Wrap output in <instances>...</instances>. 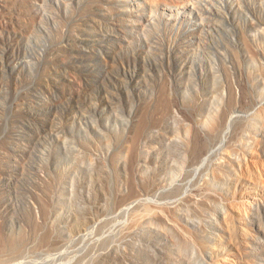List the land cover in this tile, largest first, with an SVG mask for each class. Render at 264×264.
Masks as SVG:
<instances>
[{"label":"rangeland","instance_id":"1","mask_svg":"<svg viewBox=\"0 0 264 264\" xmlns=\"http://www.w3.org/2000/svg\"><path fill=\"white\" fill-rule=\"evenodd\" d=\"M259 101L264 0H0V264H264Z\"/></svg>","mask_w":264,"mask_h":264},{"label":"bare ground","instance_id":"2","mask_svg":"<svg viewBox=\"0 0 264 264\" xmlns=\"http://www.w3.org/2000/svg\"><path fill=\"white\" fill-rule=\"evenodd\" d=\"M263 104H264L263 101H259L256 105H254V106L252 107V110H253V109H256V108H258V107H261ZM238 113H239V112H234V113L232 114V116H231V121H232V120H236V119H238V118L240 117V115H239ZM231 121H230V122H231ZM232 122H233V121H232ZM228 130H229V128H228ZM226 133H228V132H225V134H226ZM225 134L223 135L222 138H225ZM220 138H221V137H220ZM222 141H223V140H222ZM214 146H215V145H214ZM213 149H215V147H214ZM213 149H212V150H213ZM216 149H217V148H216ZM213 151H214V150H213ZM211 152H212V151L210 150L209 153H211ZM209 153H208V154H209ZM207 157H208V156H207ZM208 158H209V157H208ZM202 166H203V165H202ZM138 201H139V200H138ZM130 207H131V205H130ZM125 209H126V208H125ZM125 209H124V210H125Z\"/></svg>","mask_w":264,"mask_h":264}]
</instances>
